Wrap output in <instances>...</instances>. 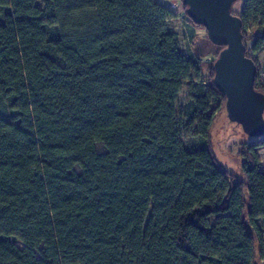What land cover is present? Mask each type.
Returning a JSON list of instances; mask_svg holds the SVG:
<instances>
[{
	"label": "trees",
	"instance_id": "16d2710c",
	"mask_svg": "<svg viewBox=\"0 0 264 264\" xmlns=\"http://www.w3.org/2000/svg\"><path fill=\"white\" fill-rule=\"evenodd\" d=\"M239 1L259 72L264 0ZM175 17L162 0H0V264L264 261V135L241 144L242 179L218 163L222 47L208 38L200 65Z\"/></svg>",
	"mask_w": 264,
	"mask_h": 264
},
{
	"label": "water",
	"instance_id": "95a60500",
	"mask_svg": "<svg viewBox=\"0 0 264 264\" xmlns=\"http://www.w3.org/2000/svg\"><path fill=\"white\" fill-rule=\"evenodd\" d=\"M186 15L202 25L209 40L221 46L214 62V83L226 96L230 121L240 124L250 137L264 135V93L257 90L258 66L247 56L242 19L233 13L239 0H181Z\"/></svg>",
	"mask_w": 264,
	"mask_h": 264
},
{
	"label": "rangeland",
	"instance_id": "374dc122",
	"mask_svg": "<svg viewBox=\"0 0 264 264\" xmlns=\"http://www.w3.org/2000/svg\"><path fill=\"white\" fill-rule=\"evenodd\" d=\"M166 5L172 8L177 17L169 21V28L179 34L181 47L185 55H201L203 59H197L200 65H207L209 58L214 57L216 47L208 40L207 31L204 27H193L192 23L186 19L184 6L180 0H162ZM242 2L235 3L234 10L240 13ZM194 29V38H191ZM258 62L260 71L258 72L260 83L264 84V52L258 54ZM206 79V78H205ZM188 87L185 86L179 97V107H182L186 102ZM213 153L219 164L224 166L235 179L244 177L242 171L243 158L240 156L241 144L244 141H249L242 126L236 122H232L227 117V112L223 109L219 112L214 127L211 131ZM260 156V168L264 171V147L258 150ZM256 264H264L261 259L257 260Z\"/></svg>",
	"mask_w": 264,
	"mask_h": 264
},
{
	"label": "built area",
	"instance_id": "2783aa9c",
	"mask_svg": "<svg viewBox=\"0 0 264 264\" xmlns=\"http://www.w3.org/2000/svg\"><path fill=\"white\" fill-rule=\"evenodd\" d=\"M209 60H210V58H209Z\"/></svg>",
	"mask_w": 264,
	"mask_h": 264
}]
</instances>
